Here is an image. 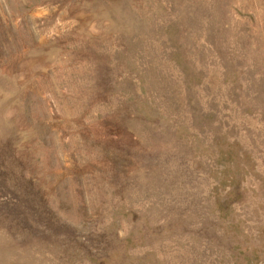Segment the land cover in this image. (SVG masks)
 I'll return each mask as SVG.
<instances>
[{
    "label": "rangeland",
    "instance_id": "rangeland-1",
    "mask_svg": "<svg viewBox=\"0 0 264 264\" xmlns=\"http://www.w3.org/2000/svg\"><path fill=\"white\" fill-rule=\"evenodd\" d=\"M0 264H264V0H0Z\"/></svg>",
    "mask_w": 264,
    "mask_h": 264
}]
</instances>
